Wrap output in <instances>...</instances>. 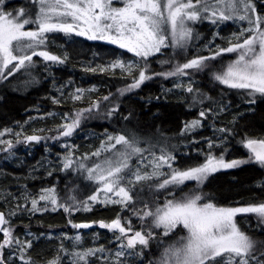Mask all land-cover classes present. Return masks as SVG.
I'll list each match as a JSON object with an SVG mask.
<instances>
[{
	"label": "snow or ice",
	"instance_id": "obj_1",
	"mask_svg": "<svg viewBox=\"0 0 264 264\" xmlns=\"http://www.w3.org/2000/svg\"><path fill=\"white\" fill-rule=\"evenodd\" d=\"M27 2L29 7L16 8L11 0H0V85L11 84L10 78L17 73L28 77L26 85L39 84L41 77L33 73L42 66L59 94L51 97L52 103L73 107L39 117H58L61 122L52 128H32L29 134L25 124L33 117L24 124L17 122L15 128L3 127L0 153L5 161L19 160L18 146L30 152L43 143L51 152L48 142L52 141L63 152L55 153V161H47L40 176L34 167L31 179H55L57 171L76 173L94 187L84 197L77 195L78 186L65 196L55 185L32 192L24 184L19 195L0 193L4 207L0 210V264H39L31 255L34 242L51 240L53 235L32 232L22 217L30 220L48 212L66 214L68 226L77 233L59 234L57 254L46 264H264V181L257 185L262 198L246 204L225 205L204 190L209 177L222 170L244 165L264 169V134L254 137L240 128L246 112L237 111L226 125H219L222 115L233 107L229 92L245 99L248 112L264 104V0ZM202 25L212 30L210 36L200 31ZM56 34L104 41L131 53V57L113 56L106 64L83 68L86 73L113 76L119 70L125 86L117 94L99 95L96 86L86 89L71 80L57 84L50 68L67 64L69 55L66 49L62 54L49 50V39ZM154 64L168 68L157 71ZM197 75L223 88L213 96L202 90ZM157 79L172 84L163 89L165 100L174 93L186 99L189 108L198 109L197 117L184 121L175 136L156 125L161 118L158 109L143 111L153 100H161L160 96L139 97V90ZM133 93L143 100L140 111L122 108L121 98ZM4 100L0 95V101ZM147 116L154 131L140 135L134 127ZM91 120L105 121L107 126L90 135L98 145L80 152L81 146L72 138ZM206 127L211 136L203 133ZM240 149L246 150V156L226 158ZM23 164L21 160L18 166ZM104 209L115 212L114 218L73 219L76 213ZM249 216L255 224H248L246 231L237 218L247 224ZM94 226L113 234L109 243L114 247L83 246L80 230ZM65 240L71 241V248L65 247Z\"/></svg>",
	"mask_w": 264,
	"mask_h": 264
},
{
	"label": "trees",
	"instance_id": "obj_2",
	"mask_svg": "<svg viewBox=\"0 0 264 264\" xmlns=\"http://www.w3.org/2000/svg\"><path fill=\"white\" fill-rule=\"evenodd\" d=\"M204 32L210 36L211 29L205 25ZM50 49L54 54H62L66 49L69 55V61L62 66H52L50 72L55 75L56 83H65L69 80L74 82L75 86L84 88H91L96 86L99 89V95H107L109 91L113 94H117V89L125 86V80L120 76L119 70L115 76L110 73H86L83 68L87 64L93 66L97 64H106L113 56L126 55L131 57V53H126V50L119 49L116 45L104 41H88L84 37H64L62 34L58 36H51L49 39ZM164 58V57H162ZM37 59V58H36ZM153 67L157 71L166 70L168 68L165 65L161 68L159 65L154 64ZM37 75L41 77L39 84H21L20 86H14V83H18L21 80H17L11 77V84L0 85V95L5 97L4 101H0V129L3 127H17V122L24 124L29 121V117L37 118L29 121L25 124V129L31 133L32 128H43L44 126L51 125L53 118L48 117L46 119H39L47 112H61L71 109L73 106L71 103L55 105L52 103L51 97L58 96L56 89L52 84V77L43 70V67L36 69ZM197 81L203 91L209 92L211 95L216 96L220 92L223 86L217 87L212 84L208 79H205L201 75H197ZM170 81L157 79L155 81L148 82L146 86H143L139 90V97L147 98L149 96H160L161 100H153L152 105H148L143 109L147 111L151 108L153 112L159 110L161 118L156 121V125L161 127L168 135L175 136L179 129L182 127L183 122L191 120L197 117L198 109L189 108L187 106L186 99H181L180 96L174 93L168 94L167 99L164 97V88H171ZM131 95V99H129ZM133 94H126L121 98L123 107H134L137 111H140L143 100ZM227 99L232 100L233 107L230 111L225 112L219 120V125L224 126L237 111H244L247 114V119L240 121L241 131L244 129L249 130V135L259 137L264 134V104H258L255 106V112H248L245 104V99L234 92H229ZM81 106L77 104V107ZM36 116V117H34ZM151 116L143 117L138 125H135L134 129L147 135L153 132L154 129L149 124ZM61 121L57 117L55 123ZM102 126H107L105 121H88L82 126V130H78L79 135L72 138V142L81 146L80 152L87 149L88 146L98 145V140H93L90 135L93 133L99 134L103 131ZM18 130V128H17ZM111 131V128H109ZM205 135L211 136L212 132L209 128L203 129ZM48 147L51 152L46 151L43 143L34 145L31 151L20 145L16 149L19 160L5 161L3 159V153H0V193H4L5 190L19 195L22 191V185L27 184L28 189L32 192H37L40 187L56 186L57 192L61 196H65L68 189L78 186L77 194L88 195L91 194L94 185H91L89 181L78 179L76 173L71 175L64 172L57 171L54 173L55 179L52 177L43 176L38 179H31L30 173L35 167L38 169L37 176H40L44 171V167L47 166L49 159L55 161V153L63 152L59 144H54L52 141L48 142ZM77 153V155L80 154ZM194 154V153H193ZM246 156V150L240 149L234 151L230 157L226 158H240ZM203 157H201V160ZM23 160V166H18L20 161ZM264 181V169H261L258 165H244L242 167L230 170H222L209 177V181L205 184L204 190L214 195L218 202L225 205H234L237 202L239 204H246L249 202H256L258 198H262L260 190L257 185ZM63 186V187H62ZM3 196L0 195V202H2ZM1 210H4L3 206H0ZM115 212L104 209L101 211L94 210L93 212L76 213L73 216L75 221H89L99 219H111L114 218ZM66 219V214L62 212L36 214L29 218L25 215L22 220L25 224L31 223L39 226H49L55 229L65 228L70 229ZM238 222L244 230H248V224L254 226L255 218L253 216L248 217L247 224L241 221L238 217ZM16 222H20L17 220ZM39 223V224H38ZM32 230L42 232L40 228H33ZM90 238L98 237L94 246L104 244L105 247H114L109 242L112 241V235L108 230L100 229L98 226H94L92 229L84 230ZM99 234L96 236V234ZM250 235H254L251 231ZM56 237H53V244H56ZM52 246V241L41 239L38 243H34V248L31 250V255L34 259L39 261V264H45L47 260H51L53 255H56L55 246ZM53 247V248H52Z\"/></svg>",
	"mask_w": 264,
	"mask_h": 264
},
{
	"label": "rangeland",
	"instance_id": "obj_3",
	"mask_svg": "<svg viewBox=\"0 0 264 264\" xmlns=\"http://www.w3.org/2000/svg\"><path fill=\"white\" fill-rule=\"evenodd\" d=\"M11 5L13 7H16V8H19V7H25V8H27V7L30 6L28 4L27 0H11ZM204 26L205 25L200 26V31L203 33V35L205 37H208V35H206V33L204 32V28H203ZM211 31H210V33H211ZM58 35L59 34H56V36H58ZM48 47L50 49V46H48ZM227 56H228V58H231V59H234L235 58V55L234 54H227ZM34 59H36V58H34ZM177 59H179V57H177ZM33 75H37L36 72H34ZM13 78H15L17 80H21V82L19 81L18 83H14V86H20L21 84H25V81L28 79V77L26 75H22V73H17ZM34 117H36V116H34ZM92 121H100V120H91V122ZM55 124H57V122L55 123V120L53 119L51 125L44 126L43 128H52V127H54ZM134 130L137 131V133L140 134V135H145V134H143V132H139L136 129H134ZM29 134H31V133H29ZM176 142H177L176 140H173V143H176ZM188 184H189L190 187H194L195 186V182H188ZM77 195L79 197L86 196V195H82V194H77ZM149 195H150V193H148L147 190H145V196H149ZM50 213H53V212H50ZM82 213H86V212H82ZM63 220L67 222V219L63 218ZM77 222H80V221H77ZM17 223H19V222H17ZM134 223H136L135 219H134ZM28 224L31 225V231L32 232L37 233V234H39V233H52L53 237H57L59 234L64 233V232H67L69 236H74L77 233V230L72 229V228H71V230L70 229L68 230V229H65V228H60V230H59V229H55V228L49 227V226L43 227V226H39V225H36V224H31V223H28ZM33 228H40V229H42V232H38V231L32 230ZM84 230H88V229L80 230V232L83 233V235H84V243H83V246H85V247H93L94 246L93 241L94 240L97 241L98 240V237H92V238H90L88 236V234L86 232H84ZM18 232L20 234H23V229L22 228L18 229ZM109 233L112 235L111 238H112V241H113L114 240V236H113V234L111 232H109ZM41 239H43V238H41ZM45 240H47V239H45ZM50 241H52V246H53L54 245L53 244V239H51ZM59 243H60V241H59V239H57L56 240V244L54 245L55 246V249H57L59 247ZM64 245H65L66 248H71V241L65 240L64 241ZM152 247L155 248V244H153ZM54 256L55 255H53V257ZM64 259L66 260L67 258L65 257Z\"/></svg>",
	"mask_w": 264,
	"mask_h": 264
},
{
	"label": "bare ground",
	"instance_id": "obj_4",
	"mask_svg": "<svg viewBox=\"0 0 264 264\" xmlns=\"http://www.w3.org/2000/svg\"><path fill=\"white\" fill-rule=\"evenodd\" d=\"M63 187V186H62Z\"/></svg>",
	"mask_w": 264,
	"mask_h": 264
},
{
	"label": "water",
	"instance_id": "obj_5",
	"mask_svg": "<svg viewBox=\"0 0 264 264\" xmlns=\"http://www.w3.org/2000/svg\"><path fill=\"white\" fill-rule=\"evenodd\" d=\"M1 210V209H0Z\"/></svg>",
	"mask_w": 264,
	"mask_h": 264
}]
</instances>
